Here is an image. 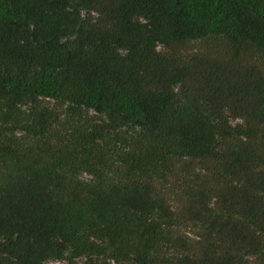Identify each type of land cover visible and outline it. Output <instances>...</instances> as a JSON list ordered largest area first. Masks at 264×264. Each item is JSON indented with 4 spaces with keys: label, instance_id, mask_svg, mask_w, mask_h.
Listing matches in <instances>:
<instances>
[{
    "label": "trees",
    "instance_id": "obj_1",
    "mask_svg": "<svg viewBox=\"0 0 264 264\" xmlns=\"http://www.w3.org/2000/svg\"><path fill=\"white\" fill-rule=\"evenodd\" d=\"M0 264H264V0H0Z\"/></svg>",
    "mask_w": 264,
    "mask_h": 264
}]
</instances>
